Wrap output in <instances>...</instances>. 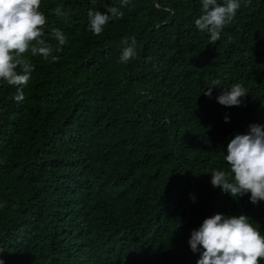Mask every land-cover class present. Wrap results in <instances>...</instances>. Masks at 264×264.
Instances as JSON below:
<instances>
[{"label":"trees","instance_id":"obj_1","mask_svg":"<svg viewBox=\"0 0 264 264\" xmlns=\"http://www.w3.org/2000/svg\"><path fill=\"white\" fill-rule=\"evenodd\" d=\"M57 6L66 15L50 12ZM105 6L123 16L94 35L87 13ZM201 7L41 0L46 38L58 28L67 42L49 40L56 61L26 54L34 70L22 103L0 82L4 264H196L191 231L217 213L246 215L264 235V201L211 184L228 169L219 153L230 140L264 125V0H241L215 44L195 26ZM133 38L137 55L120 63ZM235 83L247 90L241 105L219 104Z\"/></svg>","mask_w":264,"mask_h":264},{"label":"clouds","instance_id":"obj_2","mask_svg":"<svg viewBox=\"0 0 264 264\" xmlns=\"http://www.w3.org/2000/svg\"><path fill=\"white\" fill-rule=\"evenodd\" d=\"M93 7L96 0H91ZM129 0H121V6ZM251 0H246V5ZM201 15L195 20L196 28L208 34L209 43L215 44L223 29L235 18L241 7V0H201ZM106 12L89 10L87 28L94 35L102 34L104 26L112 17H122L115 6H105ZM57 16L66 15L61 6L50 9ZM47 17L41 11V0H0V82L14 86L15 102L25 100L24 89L30 80L33 64L26 55L42 56L45 61L52 56L53 45L49 40L65 45V34L52 28L45 36ZM120 63H127L137 55L135 39L125 40ZM56 50H59L57 48ZM19 69V71H18ZM219 81L204 91L211 98L212 89ZM247 90L239 83L226 88L216 97L224 106H240L241 97ZM225 121L228 117L225 116ZM228 165L227 171L213 170L211 184L219 187L233 198L250 194L249 200L256 204L264 201V125L251 124L246 134H237L227 145V155L219 153ZM193 201L195 197L192 198ZM193 253H200L196 264H260L264 260V235L254 227L246 215L225 217L215 214L205 218L198 229L191 231L188 241ZM0 264H4L0 260Z\"/></svg>","mask_w":264,"mask_h":264}]
</instances>
